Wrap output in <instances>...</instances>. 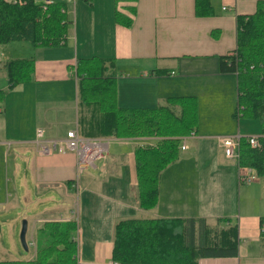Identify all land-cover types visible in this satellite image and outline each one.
I'll return each instance as SVG.
<instances>
[{"label": "crops", "instance_id": "0c3cea01", "mask_svg": "<svg viewBox=\"0 0 264 264\" xmlns=\"http://www.w3.org/2000/svg\"><path fill=\"white\" fill-rule=\"evenodd\" d=\"M34 1L64 3L72 28L63 44L30 46L26 55H20L33 56V77L6 92L5 100L11 97L9 106L5 102L0 105V172L23 179L27 205L32 203L28 176L36 188H62L37 189L45 195L37 196L38 204L54 199L57 191L61 194L52 205L37 209L39 223L70 217L72 209L65 213L66 197L71 196L70 189H76L77 179L82 178L79 193L84 218L91 215L95 222V214L101 213L104 218L100 220L113 229L117 219L125 218L131 209L149 214L142 217L205 218L210 222L229 217L238 226L237 255L202 257L198 264H264L260 222L264 219V176L241 183L237 161L228 160L218 143V137L223 135L262 132L258 125L245 124L233 115L236 75L221 72L219 67L220 56L235 48V15L254 12L257 0H211L214 14L201 17L194 14L193 0ZM91 56L113 59L119 106L154 107L168 97L180 95L197 98V130L186 138L179 158L161 172L153 208L138 205L133 158L134 146L152 142L150 137L104 136L109 138L104 157L86 168L80 179H76L73 152L42 155L37 151L36 129H42L45 139L62 138L68 129H78L76 80L68 65ZM1 88H7V83ZM21 95L24 100L17 98ZM9 107L13 111L32 108L31 115L23 112L31 116L23 136H13L7 129ZM17 122L18 118L16 126ZM110 140H114L111 147ZM127 141L134 145L129 147ZM9 196L5 201L1 198L0 205L7 204ZM76 210L78 213V204ZM105 250L110 260L109 240L104 250L94 252L91 263L107 262L102 261Z\"/></svg>", "mask_w": 264, "mask_h": 264}, {"label": "trees", "instance_id": "16d2710c", "mask_svg": "<svg viewBox=\"0 0 264 264\" xmlns=\"http://www.w3.org/2000/svg\"><path fill=\"white\" fill-rule=\"evenodd\" d=\"M24 1L20 5L0 0V44L26 41L32 48L63 44L72 28L64 3ZM193 1L196 16L214 14L211 0ZM235 26V48L220 56L219 67L221 72L236 75L233 115L258 119L263 133L258 136L256 146H251L246 136H240L237 167H250L257 177H262L264 0H257L254 12L236 14ZM3 65L6 90L33 77L32 55L11 57ZM114 66L113 59L98 56L78 58L68 65L76 80L78 132L91 137L152 138V142L133 148L138 205L150 209L157 203L161 172L180 156L181 138L197 130V98L180 95L168 97L165 103L154 107L119 106ZM6 90L0 88V103ZM260 222L262 225L264 219ZM76 229L73 217L46 219L37 228L43 243L35 245L29 258L1 259L0 264H78L73 235ZM238 242V226L229 217H219L213 222L205 218L125 217L113 225L110 258L122 264H198L202 257L237 255Z\"/></svg>", "mask_w": 264, "mask_h": 264}, {"label": "rangeland", "instance_id": "374dc122", "mask_svg": "<svg viewBox=\"0 0 264 264\" xmlns=\"http://www.w3.org/2000/svg\"><path fill=\"white\" fill-rule=\"evenodd\" d=\"M8 1L13 2V0H8ZM30 49H31L30 44L26 41H23V42L13 41V42H8L5 45L0 44V59H1L0 88L1 86L6 85L7 83L6 69H5V66L3 65L4 62L11 57H17V56H20L21 54L26 55L27 52L30 51ZM22 50H23V53H22ZM7 91L8 90H6V92ZM17 98L24 100L25 96L21 95V96H18ZM10 99L11 97L9 96L6 97V100L3 97L0 105L3 106L5 102V106L6 104L7 106H9ZM24 111H26L29 115H31L32 108H30L29 111L27 110L13 111L12 108L9 107V110L6 116L7 129L9 132L13 134V136H23L24 132H26L27 130L28 119H31V116L28 117L27 114L23 113ZM197 111H198V102H197ZM199 115L200 114L198 112L197 117H199ZM16 118H18L17 126L14 124ZM242 121H244L245 124H251V125L256 124L258 125L260 129V123L258 119L242 118ZM113 141L114 140H110L109 147L113 145L112 144ZM127 143L129 147H132V145H134L130 141H127ZM10 147L14 149L13 146H10ZM66 152H73V151L67 150ZM42 155H46V154H42ZM7 159L10 161L11 158L8 156ZM202 161H204V158L201 157L200 162ZM201 171L203 172L202 169ZM81 174L83 177L85 175V172ZM80 180H82V178ZM26 181H27L28 190L31 191L30 193H31V198H32V203L29 205H27L25 203V200L23 199V195L26 194V189L24 188L26 185L23 184V179L19 181V179H14L12 175L8 173L4 176V174L0 172V189H1L0 199L3 198V201H5L6 196L10 194V196L8 197L9 202L5 205H0V260L1 259H27L33 254V251L35 250V245L43 243L40 237L37 235V228L41 225L39 223V220L36 219L37 215H39V213L37 212V209L43 208L46 205L47 206L52 205L55 199L61 196V194H59V191L55 192L54 190L52 191L49 190L48 192L50 193L55 192L54 199L40 201L38 204V201L36 200L37 196L43 197L45 195L44 193H38L37 189H62V188H52V187L36 188L34 186V183L30 180L29 176L26 178ZM79 181L77 179L76 189L75 188L70 189L71 196L66 197L65 213L67 211L69 212V209H74V208L76 209V204H78V208H79V212H78L79 216L77 215V226L78 227L75 231H73V235L76 238V233L78 231L79 239L76 238V241H77L78 250H80L79 261L89 263L93 261L92 259L93 254L96 250H99V248H102L103 250L105 249L106 240H109L111 242V239H112V229L111 228L112 227H110L109 223H107L106 221L102 222L100 220L102 217L104 218V215L101 213L95 214L94 218L97 219L95 222L94 220H91V217H92L91 215H85V218H84L83 213L80 208V202H81L82 195H81V192L79 193L82 187V181L81 182ZM14 186L16 189H14ZM147 215L137 213L135 209H131L128 211V213L125 214V217L126 216H141L142 217V216H147ZM58 216L61 217V215H58ZM69 216L70 217L72 216L71 212ZM23 219H26L27 221V231H26V242L28 245L27 250L23 248L20 242V237H19ZM105 253H106V250L103 253L102 258H104V260L102 261L108 260L107 259L108 256H106ZM76 257H77V254H76Z\"/></svg>", "mask_w": 264, "mask_h": 264}, {"label": "built area", "instance_id": "2783aa9c", "mask_svg": "<svg viewBox=\"0 0 264 264\" xmlns=\"http://www.w3.org/2000/svg\"><path fill=\"white\" fill-rule=\"evenodd\" d=\"M17 4H23L24 0H13ZM263 133H260L261 135ZM259 135H251L246 136L248 142L251 146L258 145V136ZM188 136H184L181 138V149L186 147L185 140ZM239 135H223L218 137V143L222 148L224 155L227 158L234 159L235 161L238 160L239 154L237 151V147L239 144ZM35 145L37 147V151L40 154H50L52 152H64L67 150H71L75 154V169H76V179L78 176L88 167L94 165V162L104 157L107 147H108V137L98 136V137H91V136H83L80 135L78 129L72 128L68 129L62 138H55V139H45L43 137L42 129H36V136H35ZM257 178L255 172L250 168H239L238 173V180L243 183H249ZM76 223H77V210L74 208L70 211ZM78 227V226H77ZM261 229H264V223L261 225ZM76 238L79 239L78 231L76 233ZM74 237V240L76 241ZM77 242V241H76ZM80 250H78L77 246V258L78 264H94V263H87L79 261L80 259ZM104 264H122L115 260H108Z\"/></svg>", "mask_w": 264, "mask_h": 264}, {"label": "water", "instance_id": "95a60500", "mask_svg": "<svg viewBox=\"0 0 264 264\" xmlns=\"http://www.w3.org/2000/svg\"><path fill=\"white\" fill-rule=\"evenodd\" d=\"M26 231H27V221L26 219H23L19 237H20V242L25 250L28 249V245L26 242Z\"/></svg>", "mask_w": 264, "mask_h": 264}]
</instances>
